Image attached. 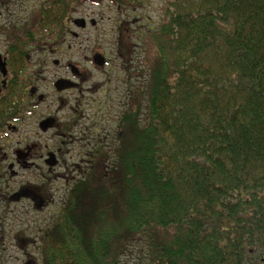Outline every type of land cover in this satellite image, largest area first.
<instances>
[{"label": "trees", "instance_id": "16d2710c", "mask_svg": "<svg viewBox=\"0 0 264 264\" xmlns=\"http://www.w3.org/2000/svg\"><path fill=\"white\" fill-rule=\"evenodd\" d=\"M81 1L42 4L14 33L0 129L20 115L28 48L39 33L66 34ZM163 2L159 27L140 36L154 59L130 91L113 162L103 148L99 173L77 182L43 264H125L142 242L144 264H264V0ZM133 54H121L127 68Z\"/></svg>", "mask_w": 264, "mask_h": 264}, {"label": "rangeland", "instance_id": "374dc122", "mask_svg": "<svg viewBox=\"0 0 264 264\" xmlns=\"http://www.w3.org/2000/svg\"><path fill=\"white\" fill-rule=\"evenodd\" d=\"M46 1L26 0L22 7L1 5L0 40L13 42L14 33L33 22L36 12ZM84 1L72 10L67 21L66 31L78 37L68 33L57 38L54 33L47 32L44 39L39 33L28 48L26 65L19 76L20 85L25 88L14 97V101L19 102L20 115L0 129V264L29 261L43 264L47 237L75 185L99 173L102 159L98 153L103 148L109 152L110 163L113 162L119 123L131 104L130 91L136 92L148 79L147 74L141 76L140 72L152 65L154 55L148 47L151 45L147 36H140L161 24L163 0H146L134 11L118 9L107 1L98 4L91 1L83 6ZM78 19L87 21L85 30L71 23ZM89 20L98 23L96 29L91 27ZM120 35L124 36L121 45ZM132 47L134 54L128 71L121 54L128 56ZM5 53L6 47L0 46L2 59ZM96 53L103 55L110 64L105 67L90 64L87 59L91 60ZM69 65L79 69L83 78L76 80L68 70ZM62 77L79 87L57 94L53 84ZM31 88H37L39 95L46 97L43 111L33 112L28 108ZM21 91H25L27 97ZM46 119H55L56 128L43 131L40 123ZM20 155L27 156L26 165L19 159ZM52 157L55 164L50 166L46 162ZM24 189L43 199L42 209H37L27 198L19 202L11 200ZM133 245L122 257V262L144 264L147 258L145 242Z\"/></svg>", "mask_w": 264, "mask_h": 264}, {"label": "flooded vegetation", "instance_id": "af4514ba", "mask_svg": "<svg viewBox=\"0 0 264 264\" xmlns=\"http://www.w3.org/2000/svg\"><path fill=\"white\" fill-rule=\"evenodd\" d=\"M50 1H53V0H47L45 3L47 4V2H50ZM28 2H31V1H28ZM27 2V3H28ZM36 1H34V2H32L31 4H34ZM89 2H91L90 0H85L84 1V3H83V6L84 5H87V4H89ZM93 2H96V1H93ZM26 3V0H0V6L2 5L3 7H5V6H9V5H11V4H13L14 6H16V7H22V5H24ZM44 3V4H45ZM82 3V2H81ZM81 3H79V5H78V7H80L81 6ZM97 4L99 3V2H96ZM27 5H29V4H27ZM41 5V4H40ZM83 20H85V19H83ZM71 23H73L74 24V20L73 21H71ZM70 23V24H71ZM87 21L85 20V23H84V28H83V30H85L86 28H87ZM89 24L91 25V27L92 28H94V29H96V27H97V22L95 21V20H89ZM72 34L73 36H75V37H78V35L77 34H74V33H72L70 30H68L67 32H66V34ZM65 34V35H66ZM12 40L11 39H9V41L8 42H6V41H1L0 40V46H3V47H6V56L5 57H3V61L6 63V66H7V69H8V71H9V73H8V76L6 77V78H4V77H2V75H0V101L2 100V101H8V98H9V82H10V79H11V74H10V70H9V68H8V60H9V58H8V56H9V53L11 52V47H12V42H11ZM0 56H2L1 54H0ZM96 57H100V63L101 64H98L97 62H96ZM87 61L90 63V64H93V65H95V66H97V65H103V67H105V65L107 64V65H109L110 64V61H106V58L103 56V55H100V54H98V53H96V54H94V56H93V58L90 60V59H87ZM107 62V63H106ZM58 65H59V63H57ZM68 70L69 71H71V73H72V75L74 76V78L76 79V80H79V79H82L83 78V74L79 71V69H75L74 68V66H72V65H69L68 66ZM58 81H66V82H68V83H73L75 86L74 87H72V88H70V89H68L67 91L69 92V91H73V90H75V89H77L78 87H79V85L77 84V83H75V82H73V81H71V80H69V79H66L65 77L63 78H58L57 79V81H55L54 82V88H55V91H56V93L57 94H61L60 92H59V90L56 88V84H57V82ZM33 90H34V92H33ZM66 90H65V92H63V93H66L67 92ZM25 97H27V95L25 96ZM29 107L28 108H30V109H32V111L33 112H37L38 110H41V111H43V109H41L42 108V106L43 105H45L46 104V102H47V99H46V97L45 96H43V95H39V90L37 89V88H31L30 89V96H29ZM60 104L62 105V106H64V102L63 101H61L60 102ZM62 108V107H61ZM47 120V119H46ZM53 120V124H52V126H51V128L50 129H52V128H56V126H57V121L55 120V119H52ZM6 124L7 123H4V124H2L1 126H2V128H4L5 126H6ZM4 126V127H3ZM40 128H41V123H40ZM19 159L21 160V161H24V163L23 164H25L26 165V161H27V156H25V155H20L19 156ZM26 159V160H25ZM47 163V162H46ZM11 166H13V165H11ZM9 169H10V166H9ZM29 199V198H28ZM31 200V199H30Z\"/></svg>", "mask_w": 264, "mask_h": 264}, {"label": "water", "instance_id": "95a60500", "mask_svg": "<svg viewBox=\"0 0 264 264\" xmlns=\"http://www.w3.org/2000/svg\"><path fill=\"white\" fill-rule=\"evenodd\" d=\"M84 23H85V20H74V24L77 26V27H84ZM96 62L98 64H101L100 63V57H96ZM58 62H55V64H57ZM0 73L1 75L6 78L7 75H8V70H7V66H6V63L3 61L2 57H0ZM75 85L73 83H68L66 81H58L57 84H56V88L61 91V90H66V89H70L72 87H74ZM34 92V90H33ZM53 124V120H46V121H43L41 123V129L43 131H47L49 128H51ZM48 165L50 166H53L55 164L54 162V158L52 157L50 160L47 161ZM23 198H29L31 199L34 203H35V206L37 209H42L43 206H44V201L43 199L38 196L36 193H34L33 191H30L28 189H24L16 194H14L12 197H11V200L12 201H15V202H19L21 201ZM26 264H35V262L33 261H29L28 263Z\"/></svg>", "mask_w": 264, "mask_h": 264}]
</instances>
